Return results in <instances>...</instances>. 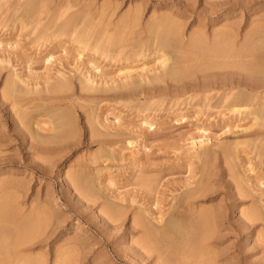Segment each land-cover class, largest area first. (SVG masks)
<instances>
[{
    "label": "rangeland",
    "instance_id": "374dc122",
    "mask_svg": "<svg viewBox=\"0 0 264 264\" xmlns=\"http://www.w3.org/2000/svg\"><path fill=\"white\" fill-rule=\"evenodd\" d=\"M184 1L50 0L49 13L23 25L14 21L15 1L0 0V203L30 240L22 256L45 264H264V0L244 7L222 0L218 8L197 0L193 13L185 12ZM18 9L16 16L24 12ZM163 13L174 21L158 23ZM172 31L185 49L154 37ZM189 35L205 37V43L192 49ZM161 53L171 58L167 66L196 72L179 84L154 86L149 79L165 69ZM65 78L68 87L48 92ZM222 81L236 87L222 89ZM183 88L189 89L174 95ZM152 89L169 93H142ZM58 96L71 102H56ZM55 107L72 111L75 132L69 126L55 133L60 121L54 118L65 114L60 109L56 116ZM44 108L56 117L50 120ZM36 119L47 124L36 127ZM37 135L47 145L38 146ZM76 177L84 188L94 181L97 190L91 185L92 194H82L73 184ZM184 193L197 197L196 211L211 213L201 219L202 227L183 212ZM252 209L261 213L255 223L248 218Z\"/></svg>",
    "mask_w": 264,
    "mask_h": 264
},
{
    "label": "bare ground",
    "instance_id": "6f19581e",
    "mask_svg": "<svg viewBox=\"0 0 264 264\" xmlns=\"http://www.w3.org/2000/svg\"><path fill=\"white\" fill-rule=\"evenodd\" d=\"M15 2L11 5V7H13L14 9H15V11L13 10V8H12V11L11 12H13L14 11V15H15V20L14 21H20L21 23H23V25H24V23L25 24H29V23H32V22H34L35 20H37V19H39V18H36L35 19V16H37V13H38V15L40 14V18H41V13H43L44 11L45 12H47L46 10H48V13H49V5H50V3H49V1L50 0H14ZM163 2H164V0H162ZM197 0H185L184 1V3H185V6H186V10H185V12L186 11H190V12H195V8H194V2H196ZM209 1H212L211 3H209ZM214 0H208L207 2H205L204 1V3H208V4H206L205 6L207 7V5H213L214 7H220L222 4H224V2L225 1H222V0H216V1H214ZM230 1V0H229ZM228 1V2H229ZM255 0H249V1H246V0H231L230 2H232L233 3V5L234 6H239V7H244L245 5L247 6V4H249V3H252V2H254ZM146 2V1H145ZM148 2V1H147ZM182 2V1H181ZM200 2H201V0H200ZM227 2V3H228ZM143 3H144V1H143ZM165 3V2H164ZM183 3V2H182ZM197 4H198V2H196ZM200 4V3H199ZM226 4V3H225ZM142 5V4H141ZM141 5L139 6L140 8H141ZM192 5H193V9H192ZM196 5V4H195ZM184 6V5H183ZM20 7H23V10H24V12H23V10H22V14L21 15H19V16H16L17 14L16 13H18V11L17 10H19V12H20V9H18V8H20ZM51 7H52V5H51ZM55 7H57V5H55ZM109 7H110V5H109ZM115 7V6H114ZM205 7V8H206ZM116 8V7H115ZM134 8H136V7H134ZM53 9H57V8H54L53 7ZM137 9V8H136ZM142 9V8H141ZM144 9V8H143ZM211 9V8H210ZM52 10V9H51ZM106 10H108V6H107V8H106ZM112 10H113V12H114V9L112 8ZM111 10V11H112ZM117 10H118V6H117ZM132 10V9H131ZM104 11V10H103ZM116 11V10H115ZM197 11V10H196ZM105 12V11H104ZM107 12V11H106ZM130 12V11H129ZM132 12V11H131ZM134 12V11H133ZM138 12V11H137ZM140 12V11H139ZM144 12V11H143ZM171 12H172V10H171ZM83 13V12H82ZM136 13V12H135ZM173 13V12H172ZM197 13V12H196ZM199 13V12H198ZM12 14V13H11ZM44 14V13H43ZM88 14V13H87ZM102 14H103V12H102ZM101 14V15H102ZM110 14H112V13H110ZM128 14V13H127ZM131 14H134V13H131ZM156 14V13H155ZM175 14V13H174ZM14 15H13V17H14ZM78 15H80V14H78ZM86 15V14H85ZM90 15V14H89ZM100 15V14H99ZM104 15H105V13H104ZM104 15H102L103 17H104ZM123 15H125V13L124 14H122L121 15V17L123 16ZM129 15V14H128ZM127 15V16H128ZM140 15V14H139ZM158 15V14H157ZM164 15V13L162 14V17L160 18V21H158V18L157 17H155V18H157L156 19V21H158V23H161V25H162V23L164 24H167L168 22H171V21H169V20H172L171 19V17L170 16H168V14L166 15L167 17H164L163 16ZM170 15V14H169ZM74 16H75V14H74ZM76 16H77V14H76ZM80 16H82V14L80 15ZM112 16V15H111ZM126 16V15H125ZM138 16V15H137ZM155 16V15H154ZM154 16H152V17H154ZM160 16H161V13H160ZM77 17H79V16H77ZM76 17V18H77ZM88 16H86V18H87ZM94 17V16H93ZM96 17V16H95ZM120 17V18H121ZM134 17V16H133ZM140 17V16H139ZM138 17V18H139ZM142 17H143V15H142ZM141 17V18H142ZM145 17V16H144ZM72 18V17H71ZM83 18V17H82ZM85 18V17H84ZM85 18V19H86ZM90 18H91V16H90ZM119 18V19H120ZM124 18V17H123ZM130 18V17H129ZM131 18H132V15H131ZM75 19V18H74ZM73 19V20H74ZM134 19V18H133ZM149 19H151L152 20V18H149ZM70 20V19H69ZM79 20V19H78ZM84 20V19H83ZM95 20V19H94ZM94 20H93V18H92V21H93V23H94ZM123 20V19H122ZM122 20H121V22H122ZM124 20H125V18H124ZM127 20H129V19H127ZM135 20V19H134ZM137 20V19H136ZM136 20H135V22H136ZM141 20V19H140ZM70 21H72V20H70ZM76 21V20H75ZM96 21V20H95ZM126 21V20H125ZM125 21H123V23L125 22ZM172 21H174V20H172ZM179 21V20H178ZM17 22V23H18ZM19 22V23H20ZM82 22V21H81ZM88 22V21H87ZM90 23H91V21H89ZM119 22V21H118ZM127 22V21H126ZM125 22V23H126ZM132 21L130 20V23H131ZM137 22H139V21H137ZM136 22V23H137ZM150 22V21H149ZM101 23V22H100ZM124 23V24H125ZM127 23H129V22H127ZM127 23L125 24L127 27H128V25L130 26V24H128L127 25ZM142 23V22H141ZM173 23V22H172ZM175 23V22H174ZM180 23V22H179ZM74 24V23H73ZM76 24V23H75ZM83 24V23H82ZM122 23H120V25H121ZM146 25L145 26H147V23H145ZM149 24V23H148ZM151 24V23H150ZM156 24V23H155ZM178 23H176V25H177ZM181 24V23H180ZM179 24V25H180ZM21 25V24H20ZM22 25V26H23ZM87 25V24H86ZM96 25V24H95ZM107 25V24H106ZM123 25V24H122ZM125 25H124V28H125ZM132 25H133V22H132ZM131 25V28L133 29V26ZM140 25V24H139ZM171 25H173V24H170L169 26H171ZM182 25V24H181ZM42 26H44V28H45V25H42ZM67 26H68V22H67ZM83 26H85V25H83ZM90 26H91V24H90ZM97 26H98V24H97ZM117 26V25H116ZM138 26V24L136 25V26H134V28L135 27H137ZM149 26V25H148ZM160 25H158V27H159ZM164 26V25H163ZM168 26V27H169ZM64 27V26H63ZM68 27H70V26H68ZM67 27V28H68ZM105 27H107L108 28V26H105ZM115 27V26H114ZM118 27V26H117ZM127 27H126V29H127ZM167 27V26H166ZM166 27L165 28H163V30H165L166 29ZM172 27V26H171ZM174 27H175V25H174ZM44 28H42L43 30H44ZM64 28H66V27H64ZM89 29H90V27H88ZM95 28H96V26H95ZM124 28H122V32H123V29ZM130 28V30H132ZM149 28H150V26H149ZM170 28V27H169ZM179 29H180V27H178ZM183 28V27H182ZM80 29V28H79ZM83 29V28H82ZM85 29V28H84ZM94 29V28H93ZM98 29V28H97ZM100 29V28H99ZM113 29H116V28H113ZM118 29V28H117ZM128 29H129V27H128ZM151 29V28H150ZM152 29H156V28H152ZM159 29L160 30H162V28L161 27H159ZM177 29V28H176ZM67 30V29H66ZM103 30H104V28H103ZM119 30V29H118ZM181 30V29H180ZM256 30V29H255ZM258 30V29H257ZM81 31V30H80ZM94 31H96V30H94ZM99 31V30H98ZM105 31L107 32V30H106V28H105ZM137 31V30H136ZM142 31V30H141ZM144 31H145V29H144ZM173 31H176V30H173ZM172 31V34H168L169 33V30H168V33L167 34H165V32H164V34L165 35H161V36H158V35H154V37L155 38H160L161 39V42H163V44H165V43H169V44H171V43H174L176 46H180L181 48H183L184 47V44L182 43V39L179 37V35H178V33L177 32H173ZM259 31V30H258ZM89 32V31H88ZM100 32H102V31H100ZM106 32H104L103 31V33H106ZM109 32H110V27H109ZM108 32V33H109ZM121 32V31H120ZM127 32V31H126ZM129 32V31H128ZM158 32H159V30H158ZM179 32V31H178ZM198 32V31H197ZM252 32V31H251ZM81 33V32H80ZM83 33V32H82ZM81 33V34H82ZM90 33H91V31H90ZM92 33H93V31H92ZM95 33H97V32H95ZM113 33V32H112ZM115 33V32H114ZM137 33V32H136ZM139 33V32H138ZM156 33V32H155ZM258 33V32H257ZM149 34H150V32H149ZM180 34H182V31H181V33ZM203 34V33H202ZM256 33H254V35H255ZM85 35H86V33H85ZM83 36V37H86V36ZM90 35V34H89ZM118 35V34H117ZM120 35V34H119ZM123 35V34H122ZM121 35V36H122ZM129 35V34H128ZM135 35V34H134ZM198 35V34H197ZM197 35H189L190 37V39H189V41H190V43H189V45L191 46L190 48H192V49H195V48H197V47H199L201 44H204L205 42H204V38L205 37H200V35L199 36H197ZM251 35L253 36V33H251ZM250 34H249V38H250V36H251ZM258 35V34H257ZM259 35H260V33H259ZM111 36H112V34H111ZM121 36H120V39H121ZM124 36V35H123ZM125 36H127V35H125ZM143 36V35H142ZM223 37H224V33H223V35H222ZM251 36V38L250 39H248V37H247V40H250V41H252L251 39H253V37ZM261 36H262V34H261ZM261 36H259V38L261 37ZM115 37H117V36H115ZM220 37H221V35H220ZM222 37V38H223ZM258 37V36H257ZM113 38V37H112ZM144 38V37H143ZM255 38H256V36H255ZM115 39V38H114ZM123 39V38H122ZM142 39V38H141ZM145 39V38H144ZM224 39H226V38H224ZM262 39V38H261ZM264 39V38H263ZM262 39V40H263ZM183 40H185V38L183 39ZM256 40H257V38H256ZM260 40V39H259ZM117 41V40H116ZM156 41V40H155ZM215 41V40H214ZM220 41H221V38H220ZM219 41V42H220ZM222 41H224V40H222ZM158 42V41H157ZM248 42V45H249V41H247ZM257 42V41H256ZM259 42V41H258ZM260 42H261V40H260ZM156 43V42H155ZM225 43V42H224ZM251 43V42H250ZM152 44V43H151ZM162 44V43H161ZM161 44H160V46H161ZM162 44V45H163ZM222 44V43H221ZM245 44H246V42H245ZM252 44H253V41H252ZM251 44V45H252ZM172 45V44H171ZM254 45H255V40H254ZM258 45H259V43H258ZM172 46H174V45H172ZM205 46H207V45H205ZM216 46V45H215ZM214 46V47H215ZM242 46V45H241ZM245 47H246V45H244ZM243 46V47H244ZM253 46V45H252ZM257 46V45H256ZM158 47V46H157ZM163 47V46H162ZM165 47V46H164ZM170 47V46H169ZM208 47V46H207ZM221 47V46H220ZM224 47H226L227 48V45L225 46L224 45ZM186 47H184V49H185ZM210 48V47H209ZM162 49V48H161ZM171 49H172V47H171ZM199 49H201V48H199ZM206 49V48H205ZM221 49H222V47H221ZM229 49V48H228ZM247 49V48H246ZM174 50V49H173ZM175 50H177L176 48H175ZM203 50V49H202ZM211 50V49H210ZM161 51V50H160ZM183 51V50H182ZM238 51H239V49H238ZM163 52H165L164 51V49H163ZM178 52V51H177ZM195 52V51H194ZM209 52V51H208ZM244 52V51H243ZM234 53V52H233ZM168 54V53H167ZM172 54V53H171ZM236 54V53H235ZM235 54H234V56H235ZM242 54V53H241ZM186 55H187V53H186ZM188 55H189V53H188ZM187 55V56H188ZM200 55V54H199ZM238 55V54H237ZM161 58H162V53H161ZM164 56V55H163ZM169 56H171V55H169ZM241 56V55H240ZM177 57H178V55H177ZM190 57V56H189ZM182 58V57H181ZM191 58V57H190ZM162 59H164V60H162V64H163V66H165V69L163 70V72L159 75V76H156V77H154V78H150L149 80V83H151V84H153L154 86H156V85H159V84H162V83H164V82H166L167 83V81H169V82H172V83H178V82H180V81H183L184 79H187V78H190V77H192L193 75H194V72H196V71H193L192 69H189V68H184V65H176V66H172V67H170V66H167L166 65V63H169V62H167L168 60L170 61V59L171 58H169L168 59V57L166 56L165 58H162ZM173 59V58H172ZM189 59V58H188ZM198 59V58H197ZM196 59V60H197ZM202 59V58H201ZM178 61V60H177ZM180 61V60H179ZM193 61V60H192ZM230 61V60H229ZM195 62H197V61H195ZM194 62V63H195ZM199 62V61H198ZM212 62V61H211ZM231 62V61H230ZM173 63V62H172ZM215 63V62H214ZM208 64H210L209 62H208ZM216 64V63H215ZM173 65V64H172ZM211 65V64H210ZM203 66V65H202ZM226 66H229V65H226ZM225 66V67H226ZM193 67V66H192ZM204 67V66H203ZM230 67V66H229ZM232 67V66H231ZM235 67V66H234ZM214 68V67H213ZM217 68H219V67H217ZM198 69V68H197ZM240 69V68H239ZM196 70V69H195ZM249 70V69H248ZM250 70H256L255 68L254 69H251L250 68ZM258 70V69H257ZM203 71V70H202ZM258 71H260V69L258 70ZM198 72H199V69H198ZM239 72V71H238ZM17 76V75H16ZM15 76V77H16ZM60 78V77H59ZM58 78V79H59ZM16 79V81L17 82H19V83H23L24 82V80L21 78V77H19V76H17V78H15ZM66 79V78H65ZM237 79V78H236ZM239 79H241V78H239ZM10 81H11V79H10ZM15 81V80H14ZM13 81V82H14ZM18 83V84H19ZM54 83H56L55 85H53V83H52V85H53V87H52V89H50V91H48V92H58V91H60V90H62V89H64V88H66V87H68L69 86V81L66 79V80H59L58 82L56 81V82H54ZM181 83V82H180ZM190 83V82H189ZM231 83V82H230ZM233 83V82H232ZM229 84V82L227 83L226 81H222V82H220V85H219V87L220 88H222V89H228V87L229 88H234V87H236V84L235 83H233V84ZM236 83H237V81H236ZM241 83V82H240ZM8 83H6V85H7ZM15 84H17V83H15ZM24 84H26V83H24ZM179 84V83H178ZM186 84V83H185ZM188 84V83H187ZM13 85V84H12ZM173 85V84H172ZM242 85H243V83H242ZM241 85V86H242ZM7 86H9V84L7 85ZM7 86H5V88H7ZM185 86V85H184ZM237 86H238V84H237ZM240 86V87H241ZM245 86V85H244ZM10 87H11V85H10ZM15 87V86H14ZM13 87V88H14ZM27 87V86H26ZM126 87V86H125ZM167 87V86H166ZM252 86H250V88H251ZM13 88H11L12 90H13ZM18 88V87H17ZM83 88V87H82ZM258 88V87H257ZM8 89V88H7ZM10 89V91H12ZM15 89V88H14ZM83 89H90V87L89 86H85V88H83ZM82 89V90H83ZM93 89V88H92ZM188 89L189 88H183V89H181V90H175V92H174V95H180V94H185L187 91H188ZM17 90V89H16ZM20 90V89H19ZM7 91H9V90H7ZM24 91V90H23ZM26 91H27V88H26ZM25 92V91H24ZM66 92V91H65ZM6 93V92H5ZM14 93V92H13ZM16 93H17V91H16ZM25 93H27V92H25ZM60 93V92H59ZM145 96H147V97H154V96H156V95H160V94H163V93H169V91H166V90H163V89H158L157 91L156 90H153L152 89V91L151 90H149V91H145V90H143V92H142ZM173 93V92H172ZM10 94V93H9ZM15 94V93H14ZM13 94V95H14ZM54 94V93H53ZM82 94V93H81ZM240 94V93H239ZM17 95V94H16ZM83 95V94H82ZM86 95V94H85ZM164 95V94H163ZM10 96V95H9ZM51 96V95H50ZM53 96V95H52ZM60 96V95H59ZM57 97L56 99V102L58 101V102H68V101H70L71 102V100H68L67 98H61V97ZM61 96H62V94H61ZM14 97V96H13ZM64 97V96H63ZM67 97V96H66ZM85 97V96H84ZM10 98V97H9ZM49 98V97H48ZM54 98H55V96H54ZM53 98V101L55 100ZM38 98H36V100H37ZM41 99V98H40ZM59 99V100H58ZM71 99V98H70ZM235 99H236V97H235ZM238 99V98H237ZM237 99H236V101H237ZM14 100V99H13ZM23 100V99H22ZM41 100H43V99H41ZM45 100H47V98L45 99ZM240 100H241V96H240ZM240 100H238V101H240ZM29 101V100H28ZM33 101H35V99H33ZM39 101V100H38ZM49 101H52V98L50 97V99H49ZM49 101H47L48 102V104L50 103ZM12 102V101H11ZM17 102V101H16ZM22 102H24V101H22ZM30 102V101H29ZM36 102V101H35ZM45 102V101H44ZM55 102V101H54ZM53 102V103H54ZM55 102V103H56ZM27 104H28V102H27ZM235 104H236V102H235ZM14 105V104H13ZM37 105H39V106H41V105H44V104H41V103H37ZM63 105V104H62ZM66 105V104H65ZM65 105L63 106V107H65ZM67 105H68V103H67ZM237 105H239L238 104V102H237ZM29 106V105H28ZM52 106V105H51ZM51 106H50V108H51ZM56 107L57 106H59V105H57V103H56V105H55ZM61 106V105H60ZM17 107V106H16ZM27 107V106H26ZM30 107V106H29ZM34 107V106H33ZM32 107V108H33ZM37 107V106H36ZM45 107V106H44ZM52 108L53 110H55V109H57V108ZM66 107H68V106H66ZM18 108V107H17ZM38 108V107H37ZM42 108V107H41ZM46 108V107H45ZM44 108V111L46 110ZM48 108V107H47ZM59 108V107H58ZM26 108H22L21 109V105H20V110H25ZM28 109V108H27ZM26 109V110H27ZM49 109V108H48ZM48 109L45 111V112H47L48 111ZM60 109H62V107L61 108H59V109H57L55 112L54 111H52L51 110V112H54L55 113V115L56 114H59V113H57V111L58 112H60V113H62L61 111H59ZM69 109V108H68ZM26 110H25V113H27L26 112ZM50 110V109H49ZM63 110V109H62ZM235 110V109H234ZM63 111H65V114L63 115L62 114V117L64 116V118L62 119V118H59V117H57V119H55L54 118V120H57V121H60V123H59V126L58 125H56L57 126V128L54 130L55 131V133L58 131L59 133L60 132H63L64 130L63 129H67L71 124H74V123H72L73 121L71 120V119H73V118H71V116H70V112H72L71 110L69 111V110H63ZM45 112H43L44 113V115H47V114H45ZM50 111H48V115L47 116H49L48 118H50V120H51V118H52V116L54 115V113L52 114V116L50 117V115H51V113H49ZM19 113H22V112H20L19 111ZM72 114V113H71ZM22 115V114H21ZM44 115H42V116H44ZM73 115V114H72ZM23 116V115H22ZM40 116H41V113H40ZM56 116H60L61 117V114H59V115H56ZM56 116H53V117H56ZM24 118V117H23ZM22 118V119H23ZM59 119V120H58ZM53 120V119H52ZM36 122L34 123L35 125H36V127H42V125L43 124H47V122L45 121V122H43V120H41V121H37V119L35 120ZM56 121V122H57ZM72 121V122H71ZM50 122V121H49ZM52 122V121H51ZM55 123V122H54ZM53 123V124H54ZM58 123V122H57ZM56 124V123H55ZM71 128H73V125H72V127L70 126L69 127V129H71ZM43 129H45V127L43 128ZM53 129H54V127H53ZM74 129V132H75V128H73ZM73 129H72V131L71 130H68V131H71V133L73 132ZM49 130H51L52 131V129H49ZM57 130V131H56ZM63 130V131H62ZM54 131L52 132V133H54ZM68 131L66 132V133H68ZM51 133V134H52ZM62 135H63V133H61ZM54 135H57L58 136V133L57 134H54ZM64 135H67V134H65V132H64ZM70 135L71 134H69L68 133V136H66V137H70ZM51 137L53 136V134L52 135H50ZM61 136V135H60ZM60 136H58V137H60ZM72 136V135H71ZM35 138V140H37V145L39 146L40 144L42 145V143L44 142L45 143V141H43L41 138H39L38 137V135H37V137L36 136H34ZM55 138L56 140H57V142H58V140H59V138ZM62 137V136H61ZM60 137V138H61ZM64 137L65 136H63L62 138H63V140H65L64 139ZM50 138V137H49ZM53 138V137H52ZM51 138V139H52ZM51 139H49V143H50V145H51V143L53 142H51ZM66 141V140H65ZM40 144H39V143ZM61 142V141H60ZM196 142V141H195ZM47 143H48V141H47ZM56 143V142H55ZM205 143V142H204ZM59 144V143H58ZM57 144V145H58ZM60 144H62V142L60 143ZM205 144H207V143H205ZM44 145H47L46 143L44 144ZM200 145V144H199ZM43 146V145H42ZM49 146V145H48ZM48 146H44L45 148L46 147H48ZM202 147H203V144H202ZM38 148H41V147H38ZM52 148V147H51ZM55 148V147H54ZM199 148H201L200 146H199ZM44 149V148H43ZM43 149H42V151H43ZM53 149V148H52ZM47 150H50V147H49V149H47ZM47 150H45V152L47 151ZM54 150V149H53ZM52 150V151H53ZM101 151H102V149H101ZM100 151V152H101ZM104 151V150H103ZM101 152L103 155L102 156H104V152ZM49 151H47V153H48ZM51 152V151H50ZM99 152V151H98ZM99 152V153H100ZM98 154V153H97ZM99 155H101V154H99ZM98 155V156H99ZM96 154L94 155V157H95V159L96 160H98V158H96ZM93 157V158H94ZM101 158V157H100ZM95 160V161H96ZM92 161H94V160H92ZM94 161V162H95ZM79 173V172H78ZM81 175H82V173H80ZM78 174H76V176H77ZM85 175V174H84ZM87 175V174H86ZM72 176V178L74 179V175H71ZM83 177V176H82ZM82 177H79V178H77V179H79V181H76V180H72V181H75L76 183H73V184H76V189L77 188H80L81 189V191H80V189H78L79 190V192H84L85 194L88 192V191H90L91 189H90V186H91V188H93V187H95V184L93 185V183H94V181L92 182V184H91V182H90V186L88 187V186H86V188H88V189H86V188H84L83 187V184H81L82 182H83V179H82ZM89 177H90V175H89ZM71 178V179H72ZM86 178H88V177H86ZM91 178V177H90ZM82 179V182L80 181ZM93 180V179H92ZM84 181H85V179H84ZM88 181H90L89 179H88ZM87 182V181H86ZM203 184V183H202ZM84 185H87V183H84ZM204 185V184H203ZM203 185H202V187H203ZM196 188L197 187H195L194 189L195 190H192V192L191 193H193L194 192V195H195V193L197 192L198 193V191L199 190H197L196 191ZM90 189V190H89ZM198 189V188H197ZM200 189V188H199ZM95 190H97V189H94L93 188V191H95ZM189 190H191V189H189ZM205 190V189H204ZM92 191V190H91ZM90 191V192H91ZM83 192H82V194H83ZM89 192V193H90ZM202 192H204L203 190H202ZM92 194V193H91ZM90 194V195H91ZM93 194H94V192H93ZM184 194H186V195H184V198H183V195H182V198L180 199V201H183V202H179V204L180 205H182L183 206V208L185 209L183 212L185 213L186 212V209L188 210L187 212L189 213L188 215V217H190V215L192 214L193 215V217H195V219H200V225H201V227H202V225H204V224H201V219H203V217H205V215L206 216H211V213L210 214H208L207 215V212H205L204 210L202 211V210H200L201 208H197V209H199V211H196L195 210V208H193L194 207V204H196V203H193L194 201H193V199H196V198H193L194 196H193V194H188V193H184ZM200 194V193H199ZM202 194V193H201ZM87 195L88 196H90L88 193H87ZM97 194H96V192H95V195L94 196H96ZM203 195V194H202ZM93 196V195H92ZM91 196V197H92ZM198 196V195H197ZM4 198H5V196H3ZM3 197H0L1 199H0V201L2 200V198ZM198 197H200V196H198ZM191 199V200H190ZM200 199V198H199ZM198 199V200H199ZM8 200V199H7ZM198 200H197V202H198ZM11 202V200H8V201H6V202H8V204H7V208H8V205H9V203ZM193 201V202H192ZM199 203V202H198ZM11 204H12V202H11ZM15 204V203H14ZM6 205V204H5ZM199 205V204H198ZM197 205V206H198ZM111 205H109L108 207H109V209L111 210V207H110ZM181 206V207H182ZM196 206V205H195ZM196 206V207H197ZM3 207H4V204L1 202L0 203V255H1V257H0V264H45V261H43V260H41V259H39L38 257L35 259H33V258H28V257H24V256H22V251L24 250V248H27L28 246H29V243H30V240H29V243H28V241L26 240V239H23L21 236V232H22V230L20 231V225L17 223V222H15V221H13V220H11L9 217H7L5 214H3V212H2V210H3ZM6 207V206H5ZM4 207V208H5ZM13 207H15V206H13ZM179 208H177V209H180V206H178ZM6 208V209H7ZM5 209V210H6ZM255 209V208H254ZM254 209H252V210H250L249 212H248V218L252 221V222H256V221H258L259 219H260V214L257 212V209L256 210H254ZM17 210H19V209H17ZM17 210H16V212H17ZM8 211V210H7ZM6 211V212H7ZM20 211V210H19ZM173 211H176V210H173ZM182 211V210H181ZM207 211H209V210H207ZM186 212V213H187ZM210 212V211H209ZM12 213H14V212H12ZM20 213H21V211H20ZM174 213V212H173ZM177 213V212H176ZM7 214V213H6ZM17 214V213H16ZM172 214V213H171ZM18 215H19V213H18ZM25 215V214H24ZM26 215H28V214H26ZM29 215H32V214H29ZM178 215V214H177ZM186 215V214H185ZM184 215V216H185ZM17 216V215H16ZM183 216V217H184ZM25 217V216H24ZM34 217V216H33ZM182 217V218H183ZM192 217V216H191ZM190 217V219H193L194 221H195V219L192 217L191 218ZM214 216H212V218H213ZM139 218H141V217H139ZM208 218V217H207ZM207 218H205L206 220H209V219H207ZM16 219V218H15ZM14 219V220H15ZM135 218H133V220H134ZM138 219V218H137ZM169 219V218H168ZM189 219V220H190ZM204 219V220H205ZM216 219V218H215ZM170 220H171V218H170ZM184 220V219H183ZM188 220V219H187ZM202 221V223L204 222V223H206V221ZM34 221V220H33ZM32 221V222H33ZM139 221H140V219H139ZM166 221V220H165ZM173 221V220H172ZM174 221H175V219H174ZM173 221V222H174ZM185 221V220H184ZM196 221H198V220H196ZM211 221V220H210ZM30 222V221H29ZM144 222H145V220H144ZM3 223L5 224V223H7L8 224V226H5L4 227V225H3ZM21 223V222H20ZM188 223V222H187ZM187 223L185 224V225H187ZM180 224V223H179ZM190 224V223H189ZM196 223L194 222V225H195ZM30 225V224H29ZM35 225V224H34ZM140 225H142V222H141V224ZM149 224H147L146 225V227L148 226ZM165 225H167V224H164V226ZM173 225H175V224H173ZM177 225H178V222H177ZM176 225V226H177ZM184 225V226H185ZM198 225V224H197ZM31 226H33V225H31ZM30 226V227H31ZM150 226V225H149ZM149 226L147 227V228H149ZM154 226V225H153ZM152 226V227H153ZM164 226H162V228L164 227ZM168 226V225H167ZM175 226V227H176ZM34 227V226H33ZM160 227V226H159ZM169 227V226H168ZM173 227V226H172ZM190 227V226H189ZM191 227H193V226H191ZM199 227V226H198ZM22 228V227H21ZM29 228V227H28ZM145 228V227H144ZM147 228H145V229H147ZM155 228V227H154ZM166 228V227H165ZM24 229V228H23ZM150 229V228H149ZM148 229V230H149ZM161 229V228H160ZM30 230H32L31 228H30ZM29 230V231H30ZM153 230V229H152ZM151 230V231H152ZM154 230H157V228H155ZM28 231V230H27ZM28 231V232H29ZM161 231H163L164 232V230H161ZM198 231V230H197ZM27 232V233H28ZM31 232V231H30ZM29 232V233H30ZM148 232V231H147ZM155 232H157V231H155ZM199 232V231H198ZM31 233H33V232H31ZM158 233H159V231H158ZM165 233V232H164ZM151 233L149 232V235H150ZM152 234H153V232H152ZM23 235H24V231H23ZM30 235V234H29ZM196 235V234H195ZM4 236H7L6 238H9V243L7 242V244L5 243L6 241L5 240H7V239H5L4 238ZM153 236V235H152ZM158 236H159V234H158ZM160 236H161V234H160ZM159 236V237H160ZM163 236V235H162ZM194 236V235H193ZM31 237V236H30ZM154 237H155V235H154ZM157 237V236H156ZM33 238H35V237H33ZM33 238H31L32 239V241L34 240ZM189 238H190V236H189ZM193 238V237H192ZM191 238V239H192ZM198 238V237H197ZM30 239V238H29ZM32 241H31V243H32ZM38 243V242H37ZM34 244V243H33ZM31 245V244H30ZM37 245V244H36ZM39 246V245H38ZM192 248H194V246L192 247ZM37 253V252H36ZM39 253V252H38ZM41 253V252H40ZM39 253V254H40ZM41 254H43V253H41ZM26 256V255H25ZM35 256H37V255H35ZM65 256V255H64ZM31 257V256H30ZM33 257V256H32ZM43 257V256H42ZM45 257V256H44ZM62 259H64L63 258V256L61 257ZM59 261H60V258L58 259ZM58 260H57V262H58ZM66 262V261H65ZM60 262H58L57 264H59ZM62 263V262H61Z\"/></svg>",
    "mask_w": 264,
    "mask_h": 264
}]
</instances>
